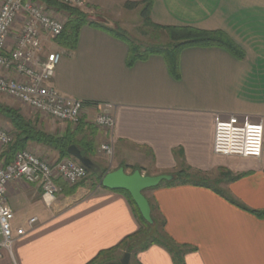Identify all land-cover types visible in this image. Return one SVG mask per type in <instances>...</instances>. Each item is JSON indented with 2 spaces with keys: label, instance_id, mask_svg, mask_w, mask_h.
I'll return each mask as SVG.
<instances>
[{
  "label": "crops",
  "instance_id": "obj_1",
  "mask_svg": "<svg viewBox=\"0 0 264 264\" xmlns=\"http://www.w3.org/2000/svg\"><path fill=\"white\" fill-rule=\"evenodd\" d=\"M151 20L160 26L223 30L245 56L217 47L185 49L176 79L160 55L128 65L124 41L86 25L75 49L46 45L64 52L51 85L64 96L114 106L113 131L96 127L92 112L77 135L100 154L103 144L113 143L107 173L123 167L127 174L137 169L145 176L176 177L184 170L194 180L210 182V187L162 184L147 192L156 218L165 223L164 235L184 251L180 264H264V217L252 213L264 211V142L260 158L219 156L213 150L217 116L264 124V0H153ZM28 120L59 137L76 128L41 114ZM10 148L0 146V159L8 163ZM33 149L45 159H59L50 146ZM57 184L61 190L67 185ZM67 186L68 191L72 186ZM89 187L70 194L62 190L49 205L38 186L11 182L6 199L14 214V243L10 250L0 249V264H89L140 230L125 194L100 184ZM132 259L177 264L159 244Z\"/></svg>",
  "mask_w": 264,
  "mask_h": 264
},
{
  "label": "built area",
  "instance_id": "obj_2",
  "mask_svg": "<svg viewBox=\"0 0 264 264\" xmlns=\"http://www.w3.org/2000/svg\"><path fill=\"white\" fill-rule=\"evenodd\" d=\"M80 8L83 0H58ZM20 29L15 32L16 24ZM64 26L32 0H5L0 7V95L7 96L61 123L77 126L94 112L96 127L113 131L116 124L114 106L90 104L62 95L52 85L56 69L64 55L61 50L44 52L45 38L53 41L63 33ZM11 38L14 41L11 43ZM264 124L240 119L235 115L215 119L214 153L219 156L260 158L263 151ZM14 137L0 128V146L10 147ZM100 152L109 158L114 155L112 142L101 146ZM88 177L87 169L71 159L52 163L29 151L15 154L11 162L0 159V249L12 248L13 211L7 203L6 190L11 182L25 180L38 186L47 204L62 190L61 179L74 186ZM37 219L30 221L36 224Z\"/></svg>",
  "mask_w": 264,
  "mask_h": 264
},
{
  "label": "trees",
  "instance_id": "obj_3",
  "mask_svg": "<svg viewBox=\"0 0 264 264\" xmlns=\"http://www.w3.org/2000/svg\"><path fill=\"white\" fill-rule=\"evenodd\" d=\"M38 3L45 5L48 9L54 10L57 13H62L67 16V23L64 27L63 33L55 40L56 44L60 47L67 49H75L79 37L81 29L88 25L95 29H99L112 37L124 41L128 46V56H127V64L132 65L136 61H144L148 59L152 55H160L162 56L168 66V69L171 75L179 79L180 71H179V56L180 53L185 49L190 48H222L226 51L230 52L232 55L238 58H243L245 56L244 50L237 45V43L223 30H204L193 26H160L154 24L151 20V11L153 7V0H142L141 2H127L126 7L128 9H134L138 7L140 4L144 5L142 16L144 18L145 27L153 28L155 31H158L164 34L168 42L161 44H138L136 40L131 39L126 34L119 32L117 30H113L112 28L98 24L96 22L89 21L87 16L77 8H73L71 6L65 5L58 0H32ZM7 117L10 119V122L14 128V136L15 140L13 145L8 151V158H14L15 154L21 151H24L29 143L42 144L46 146H50L55 149L59 154L58 160L63 159H71L80 163L75 158L71 157L68 154V148L72 145H75L82 153V155L88 158L91 161V166L86 167L88 175L93 171L94 163L92 162V156L96 154V149L94 145L85 142L83 140L81 143L77 140V135L80 132V129L83 128L84 123L81 122L78 124L73 133H69L65 136H55L49 135L48 133L39 129L36 124L32 121L24 120L17 111L8 110L6 112ZM137 169H134L136 171ZM133 171V172H134ZM103 174L98 177V184L101 185V181L103 177L106 175L107 170L102 172ZM82 180L78 184L72 186L68 191L67 185L62 184V190L67 193H73L76 189L79 188L85 181ZM58 181H62L58 179ZM194 184L201 187H210V182L208 180L203 179H192L191 175H189L186 171H180L176 174V177L170 182H163L162 184L173 186L176 184ZM59 184V183H58ZM161 184V185H162ZM160 187V186H159ZM122 194H125L129 200L131 205L133 206L137 218L140 222V230L126 238L121 244L118 246L101 252L93 261L89 264H121V258H113L112 255L119 250L124 252L123 256L126 253L131 254L132 257L136 256L137 253L149 248L151 245L159 244L165 247L167 250L171 251L175 257V261L177 264L182 263L184 251L182 249L177 248V246L164 235V221H160L155 216V207L150 203L152 210V218L154 221L153 225L148 224L142 217L138 207L135 202L129 195V193L125 191H117ZM238 205L237 203H235ZM243 209L247 210V208L238 205ZM252 213L256 214L258 217H264V211H252ZM151 232H155V236H152ZM122 256V257H123Z\"/></svg>",
  "mask_w": 264,
  "mask_h": 264
},
{
  "label": "rangeland",
  "instance_id": "obj_4",
  "mask_svg": "<svg viewBox=\"0 0 264 264\" xmlns=\"http://www.w3.org/2000/svg\"><path fill=\"white\" fill-rule=\"evenodd\" d=\"M129 1L130 2H141L142 0H83V6L77 9L82 11L87 16V19L89 21L96 22L98 24L108 26L112 28L113 30L122 32L126 34L127 36H129L131 39L136 40L138 44L141 43V44H161L163 45L167 43L168 39L164 34L158 31H155L153 28L145 27L144 18L142 16L144 5L140 4L138 7L134 9H128L126 7V3ZM37 4H39V6L45 9L50 16L58 19L65 27L67 23V16L65 14L57 13L54 10L48 9L45 5L41 3L37 2ZM178 17H184V16H175V20ZM165 26H184V25H165ZM231 33L233 34V32ZM258 34H260V32H255V35H258ZM55 40L51 41L45 38L44 40L45 45L43 49L45 53L51 51L52 47L48 48V46L49 44L53 45L52 42H54L55 44L56 43ZM253 43H252V47L258 50V46H253ZM47 44L48 46L46 47ZM8 110L17 111L20 114V116L24 120H27V121L28 119L35 118L38 115V113L32 109L28 110V109L23 108L20 102L13 100L7 96H0V128L6 132H9L8 125H12L10 122V119L6 115V112ZM27 111H29V113ZM10 134L14 137V140H15L14 134H12L11 132ZM29 144L34 148L36 143H29ZM39 145H42V144H39ZM28 146L24 151H29L31 153H34L42 157L47 162H50V163L53 162L51 160L45 159L44 156H42V154H40L39 152H36V150L33 149L32 147L28 148ZM92 160L94 163L93 171L88 175L87 180L81 186H79V188L85 186L86 184L87 186H90L89 189L91 188V186L93 187L97 186L98 177L103 174L102 172L104 170H107L104 168H106V166L108 165L109 157H107L103 153L100 154L99 152L98 153L96 152V154L92 156ZM147 192L148 191L144 193L145 197L148 196ZM151 233H152V236L153 235L155 236V232H151ZM123 254L124 252L122 250H119L118 252L114 253L112 257L122 259L124 257ZM131 263L136 264L135 259H132Z\"/></svg>",
  "mask_w": 264,
  "mask_h": 264
},
{
  "label": "water",
  "instance_id": "obj_5",
  "mask_svg": "<svg viewBox=\"0 0 264 264\" xmlns=\"http://www.w3.org/2000/svg\"><path fill=\"white\" fill-rule=\"evenodd\" d=\"M68 154L78 160L85 167L91 166V161L84 157L81 151L72 145L68 148ZM174 179L172 175L145 176L140 170L127 174L123 167L107 173L101 186L110 191H125L129 193L138 207L143 219L150 225L154 224L152 210L144 193L148 190L158 188L163 182H170ZM131 254L126 253L121 259V264H130Z\"/></svg>",
  "mask_w": 264,
  "mask_h": 264
}]
</instances>
